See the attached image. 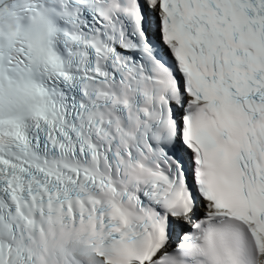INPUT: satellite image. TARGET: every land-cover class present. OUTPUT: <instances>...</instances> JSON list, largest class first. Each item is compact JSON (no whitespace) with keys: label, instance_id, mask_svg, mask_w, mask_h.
I'll list each match as a JSON object with an SVG mask.
<instances>
[{"label":"snow or ice","instance_id":"6c2138e0","mask_svg":"<svg viewBox=\"0 0 264 264\" xmlns=\"http://www.w3.org/2000/svg\"><path fill=\"white\" fill-rule=\"evenodd\" d=\"M0 264H264V0H0Z\"/></svg>","mask_w":264,"mask_h":264}]
</instances>
